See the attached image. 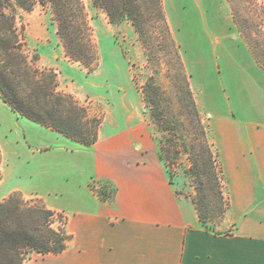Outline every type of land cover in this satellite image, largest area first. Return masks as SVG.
<instances>
[{
  "label": "crops",
  "instance_id": "1",
  "mask_svg": "<svg viewBox=\"0 0 264 264\" xmlns=\"http://www.w3.org/2000/svg\"><path fill=\"white\" fill-rule=\"evenodd\" d=\"M222 1L214 0L228 14H214L207 26L208 46L224 52V60L191 76L198 110L210 116L207 134L229 200L221 231L200 224L191 198L169 182L149 144L136 152L134 136L122 132L84 146L0 99V152L3 161L13 158L14 178L22 164L25 174L62 193L57 209L47 207L66 214L71 238L58 254L33 253L42 257L38 264H264V69L231 28L230 6ZM142 151L140 160L135 156ZM92 179H108L112 199H101L89 186ZM14 190L30 193L10 183L7 193Z\"/></svg>",
  "mask_w": 264,
  "mask_h": 264
},
{
  "label": "trees",
  "instance_id": "2",
  "mask_svg": "<svg viewBox=\"0 0 264 264\" xmlns=\"http://www.w3.org/2000/svg\"><path fill=\"white\" fill-rule=\"evenodd\" d=\"M240 35L256 62L264 69V4L252 0L260 10L238 17L236 0H227ZM112 23L127 20L146 50V59L154 61V45L168 51L174 66L176 96L191 127L186 128L164 104V90L154 74L142 86L143 101L149 116L162 133L158 157L168 163L182 152L190 161L188 173L193 177L195 194L191 201L200 224L221 219L229 202L224 194L222 170L212 149L207 126L200 118L189 75L185 70L162 0H93ZM35 4L47 7L57 24V34L66 55L89 67L96 60L84 4L81 0H0V97L20 116L76 141L91 146L97 141L100 118L89 114L70 93L58 90L56 74L30 62L23 52V42L15 25L14 8L31 9ZM157 68L154 69V72ZM188 138V139H187ZM168 147V148H167ZM165 152V153H164ZM169 182L173 179L168 169ZM98 195L110 200L114 195ZM178 192V191H177ZM179 193V192H178ZM67 217L48 208L40 200H26L13 192L0 201V264H26L33 253L58 254L64 251L71 235L65 231ZM212 230V229H211Z\"/></svg>",
  "mask_w": 264,
  "mask_h": 264
},
{
  "label": "rangeland",
  "instance_id": "3",
  "mask_svg": "<svg viewBox=\"0 0 264 264\" xmlns=\"http://www.w3.org/2000/svg\"><path fill=\"white\" fill-rule=\"evenodd\" d=\"M81 1L84 4L96 50V60L89 67H84L66 55L57 34L56 21L49 9L40 4H35L29 10L14 8L15 25L23 42V52L27 59L39 68L54 71L59 91L70 93L87 108L90 115L100 118L98 135L102 139L128 132L130 136H134L132 147L136 152L143 145L149 144V150L159 159L162 133L151 121L142 93V86L150 75L154 74L157 83L164 90V104L171 114L178 120H183L186 128L191 127L188 118L184 115L185 110L181 108L183 101H179L176 96L177 81L174 77L175 68L172 65V58L168 51H163L158 45H154L155 60L148 61L146 50L138 34L127 20L112 23L104 11L94 5L93 0ZM258 1L264 4V0ZM224 2L229 5L227 0ZM162 3L172 36L179 47L185 70L189 75L191 88L192 73L197 75L201 72H211L212 63H222L224 60V52L213 50L208 43L212 37L210 25L213 22L210 21L214 19L213 15L226 17L227 7L225 9L219 7L214 0H162ZM235 3L240 19L248 15L247 10L260 14L259 8L253 4L252 0H236ZM230 16L232 18L231 10ZM231 28L240 40L245 42L233 19ZM155 68L157 69L154 72ZM200 118L207 126L209 114L203 112ZM209 141L216 152L210 139ZM46 149H41V151ZM142 154L144 155L143 151L141 154L136 153L135 157L141 160L144 158ZM46 161L47 157L39 159V162L45 163ZM13 162L11 156L3 161L0 152V168L7 167L8 169V180L6 183H0V201L13 192H19L26 200H40L46 206L57 209L62 193L48 190V180H36L34 173L25 174L26 169L22 164L19 173L14 178V173L9 167ZM160 162L163 164L161 160ZM168 165L169 168L164 166L167 173L169 169L176 190L186 196H193L195 189L193 177L188 173L190 161L186 154L182 152ZM47 171L46 168L45 177L49 175ZM1 179L0 170V181ZM10 183L26 186L30 193H23L19 190L7 193ZM55 183L59 184L58 181ZM89 186L97 195L102 192L108 196L115 189L108 179H92L89 181ZM224 194L228 200L225 183ZM222 218L208 220L206 226L212 230L221 231ZM41 260L40 255L31 254L26 264H38Z\"/></svg>",
  "mask_w": 264,
  "mask_h": 264
}]
</instances>
